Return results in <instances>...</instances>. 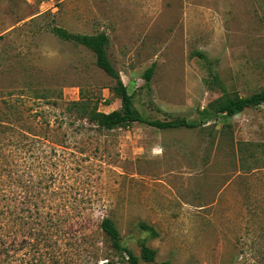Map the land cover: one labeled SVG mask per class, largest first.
<instances>
[{
	"label": "rangeland",
	"instance_id": "1",
	"mask_svg": "<svg viewBox=\"0 0 264 264\" xmlns=\"http://www.w3.org/2000/svg\"><path fill=\"white\" fill-rule=\"evenodd\" d=\"M53 26L107 35L141 115L200 124L105 130L80 119L69 107L80 97L102 112L120 107L114 80ZM263 88L264 0H0L7 242L25 241L32 264H127L99 227L108 217L135 255L155 250L139 264H264V103L226 119L201 114L224 93Z\"/></svg>",
	"mask_w": 264,
	"mask_h": 264
},
{
	"label": "trees",
	"instance_id": "2",
	"mask_svg": "<svg viewBox=\"0 0 264 264\" xmlns=\"http://www.w3.org/2000/svg\"><path fill=\"white\" fill-rule=\"evenodd\" d=\"M51 32L63 41L72 42L75 44L83 45L91 50L95 56V63L98 68L103 70L108 76L114 80V85L111 87V92L119 99L120 107L110 112H102L92 105L91 102L85 97H80L78 100L69 103V107L74 109L77 116L80 119H85L88 123L93 124L97 128L111 130L116 127L129 126L134 122L143 123L159 129H170L179 127L193 128L200 123L197 121H188L183 117L174 116L169 119H148L140 114V112L133 105V97L135 92L128 93L118 71L115 70L113 65L108 59L107 45L108 37L105 33L99 32L95 34H81L73 33L65 28L59 26H53ZM194 55L201 60H206V56L201 51H195ZM154 65H150L145 69L142 74V79L147 84L153 74ZM214 81H217L215 76ZM224 91V90H223ZM264 103V88L250 94L249 96H229L224 93L222 99L215 107V111H209L208 109H202V116H220L222 119H226L228 115H234L243 111L245 108L256 107ZM101 231L107 235L111 241L112 247L119 252H122L126 256L127 264H139V259L146 262H152L155 256V250L141 245L140 255H135L130 249L124 246L121 242L120 234L114 224V222L108 217H103L99 222ZM25 234L31 236V233L25 232ZM49 236V235H48ZM15 242L8 243L6 240L5 232L3 228H0V264H32L28 262L24 257L25 245L15 246ZM51 245V244H50ZM39 244L35 242L30 249L36 252L39 248ZM48 251V252H47ZM42 252L49 255H55V250L45 248ZM35 256V255H34ZM28 262V263H27ZM104 264H116L113 261L107 260Z\"/></svg>",
	"mask_w": 264,
	"mask_h": 264
}]
</instances>
